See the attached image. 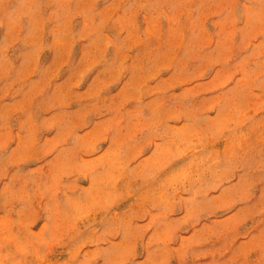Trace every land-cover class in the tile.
Listing matches in <instances>:
<instances>
[{"label":"rangeland","instance_id":"1","mask_svg":"<svg viewBox=\"0 0 264 264\" xmlns=\"http://www.w3.org/2000/svg\"><path fill=\"white\" fill-rule=\"evenodd\" d=\"M0 264H264V0H0Z\"/></svg>","mask_w":264,"mask_h":264}]
</instances>
